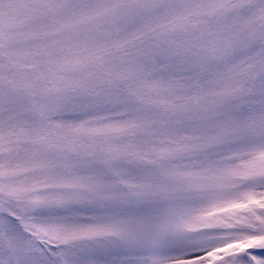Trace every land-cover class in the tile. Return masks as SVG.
I'll list each match as a JSON object with an SVG mask.
<instances>
[{
    "label": "snow or ice",
    "instance_id": "1",
    "mask_svg": "<svg viewBox=\"0 0 264 264\" xmlns=\"http://www.w3.org/2000/svg\"><path fill=\"white\" fill-rule=\"evenodd\" d=\"M0 264H264V0H0Z\"/></svg>",
    "mask_w": 264,
    "mask_h": 264
}]
</instances>
